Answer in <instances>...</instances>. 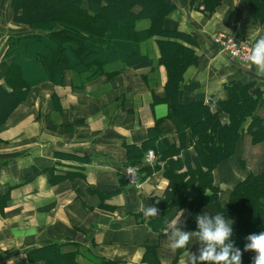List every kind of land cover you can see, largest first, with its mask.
<instances>
[{
	"label": "crops",
	"instance_id": "crops-1",
	"mask_svg": "<svg viewBox=\"0 0 264 264\" xmlns=\"http://www.w3.org/2000/svg\"><path fill=\"white\" fill-rule=\"evenodd\" d=\"M175 2L166 30L189 34L198 43L192 47L191 38L166 35L191 46L198 57V64L183 72L181 102L208 103L232 79L255 81L264 90V76L254 66L232 63L209 40L221 30L251 44L264 36L261 27L252 26L243 0H222L211 18L190 10L189 0ZM134 26L143 36L148 22ZM26 28L10 20L9 0H0L1 84L11 64L5 55L8 40ZM116 36L118 44L132 34L122 40L120 33ZM157 38L131 46V55L145 60L144 66L123 67L125 60H120L108 65L104 76L82 85V75L73 79L70 71L62 82L34 83L0 126V264H146V248L155 249L159 264H188L190 253L198 252L195 239L182 252L166 243L168 224L176 220L182 227L190 214L180 205L162 213L159 203L168 185L163 163L152 152V163L145 162L146 154L142 160L151 174L127 164V147L139 148L148 131L159 128L168 139L175 136L165 118L168 76L158 62ZM260 114L264 117V105ZM238 154L237 159L250 164ZM249 169L242 172L233 159L213 171V185L223 202L239 180L238 171L243 175ZM123 181L132 185L121 186ZM142 205L157 207L159 216L146 218ZM203 212L214 214L207 207L196 216ZM53 245L57 250L45 251Z\"/></svg>",
	"mask_w": 264,
	"mask_h": 264
},
{
	"label": "trees",
	"instance_id": "trees-1",
	"mask_svg": "<svg viewBox=\"0 0 264 264\" xmlns=\"http://www.w3.org/2000/svg\"><path fill=\"white\" fill-rule=\"evenodd\" d=\"M175 1L9 0L10 20L27 26L28 32L11 36L8 40L5 55L11 59V64L5 73L4 84L0 83V126L5 124L34 83L56 84L60 80L62 82L70 71L73 79L82 75L79 78L82 85L104 76L107 66L120 60H125L123 67L144 66L145 60L136 54L131 55V52L135 53L131 46H139L145 40L158 36L156 44L161 52L158 62L164 65L168 76L165 118L171 122L175 136L168 139L164 130L159 128L148 131V140L139 148L127 147V164L133 168L141 166L147 174L150 173V167L142 160L147 152L152 151L163 163V175L168 181L162 203H159L162 204V213L180 205L190 214L181 227L187 231L196 230L195 217L203 208H212V215L230 217L234 221L231 239L243 253L242 264H252L255 253L243 250L249 234L264 231V117L260 114L264 90L255 81L232 79L224 82L220 94L211 97L208 103L195 100L181 102L179 87L182 75L190 65L198 64L192 48L198 43L189 34L180 35L174 30H166V18L176 9ZM221 1L189 0L188 4L190 10L211 18L221 6ZM243 2L249 7L252 26L264 30V17L260 15L264 14V0ZM141 21L148 22V27L142 31L143 36L135 31L134 26ZM116 26H127L121 40L129 34L132 37L116 44L117 36L111 29ZM168 34L180 35L187 40L191 38L193 45H182L166 36ZM234 38L238 41L245 39ZM15 45L28 47V58L24 53H21V58L20 48L16 51ZM26 63L37 66L42 78L34 74L35 71ZM243 140L249 142L241 144ZM238 151L250 160L247 164L246 159H238L239 168L243 172L246 166L250 169L242 179L239 178L223 202L220 190L213 185V171L236 160ZM252 156L257 160L253 161ZM154 169H159V166L154 165ZM125 184L132 185L123 181L121 186ZM55 250L57 246L53 245L45 251ZM143 259L146 264H159L154 248H146Z\"/></svg>",
	"mask_w": 264,
	"mask_h": 264
},
{
	"label": "clouds",
	"instance_id": "clouds-1",
	"mask_svg": "<svg viewBox=\"0 0 264 264\" xmlns=\"http://www.w3.org/2000/svg\"><path fill=\"white\" fill-rule=\"evenodd\" d=\"M245 59L259 75L264 76V36L255 40ZM141 211L146 218L159 216V209L155 206L142 205ZM195 222V231L183 230L180 221L173 220L168 224L166 243L172 251L187 248L195 239L199 249L197 253H190L188 264H242L243 253L231 239L234 221L226 220L221 214L203 212L195 217ZM243 251L255 253L252 264H264V231L249 234Z\"/></svg>",
	"mask_w": 264,
	"mask_h": 264
},
{
	"label": "built area",
	"instance_id": "built-area-1",
	"mask_svg": "<svg viewBox=\"0 0 264 264\" xmlns=\"http://www.w3.org/2000/svg\"><path fill=\"white\" fill-rule=\"evenodd\" d=\"M213 44L216 45L221 52H223L230 60L236 61L243 65L252 66L249 64L245 57L248 50L251 48V42L248 40L237 41L225 33H219L213 36ZM153 159L152 151L147 152L146 162Z\"/></svg>",
	"mask_w": 264,
	"mask_h": 264
},
{
	"label": "rangeland",
	"instance_id": "rangeland-1",
	"mask_svg": "<svg viewBox=\"0 0 264 264\" xmlns=\"http://www.w3.org/2000/svg\"><path fill=\"white\" fill-rule=\"evenodd\" d=\"M262 17H264V14L263 13H261L260 14ZM45 28H48V27H45ZM44 28V29H45ZM126 28H127V26H116V27H111V29H113V32H115L116 34H118L119 32H121L120 33V35L121 34H123V33H126ZM28 30V28H26V30H22V32L21 33H23V32H28L27 31ZM219 33H225L226 35H229V36H231V37H233L234 38V36H232V34H230V32H226V31H218V32H216V33H214V35L215 34H219ZM122 37H123V35H122ZM122 39H124V38H122ZM210 42H212V40H213V38L211 37L210 39ZM213 43V42H212ZM37 46H39L38 44H37ZM40 47V46H39ZM16 51L19 49V53H20V56H21V53H24V54H26V56H27V58H28V54H27V52H29V48L28 47H26V46H24V45H22V46H19V45H15L14 47H13ZM41 57H42V55H41ZM21 58H23L22 56H21ZM26 61H27V59H25ZM224 61H225V63H227V59L224 57ZM26 65H29V67L32 69V70H34L35 72H34V74H39V76L42 78V76H41V70L37 67V66H35V65H33V63H30V64H28V63H26ZM25 76L26 75H24V78H25ZM23 78V79H24ZM26 80V79H25ZM147 154V153H146ZM146 156V155H145ZM237 157H239V154L237 155ZM237 157H236V160H235V162H237L238 161V159H237ZM252 159H253V161H256L257 160V157H251ZM230 162V161H229ZM243 172V171H242ZM241 172V173H242ZM239 171H238V174L240 175V177L239 178H243L245 175H242Z\"/></svg>",
	"mask_w": 264,
	"mask_h": 264
}]
</instances>
